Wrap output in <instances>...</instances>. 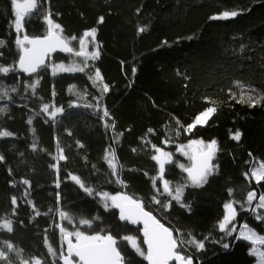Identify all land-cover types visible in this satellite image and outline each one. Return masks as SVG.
Here are the masks:
<instances>
[{
    "label": "trees",
    "instance_id": "obj_1",
    "mask_svg": "<svg viewBox=\"0 0 264 264\" xmlns=\"http://www.w3.org/2000/svg\"><path fill=\"white\" fill-rule=\"evenodd\" d=\"M223 11L241 14L227 20L209 19ZM48 13L61 25L62 35L77 37L71 42L74 52L84 31L97 29L100 57L89 60L83 72L64 73L54 72V65L79 68L84 66L83 58L57 53L38 75L26 76L18 70L10 0H0V39L5 40L0 65L16 68L7 76L0 74L12 97L0 100V107L6 108L0 113V131L14 134L0 138V154L5 157L0 162V223L12 220L14 229L12 233L0 230V239L23 249L25 258L63 264L57 257L61 247L66 254V246L57 225L71 231L79 218L99 215L100 221L91 228L80 225V230L95 234L103 229L101 234H113L130 264H147L122 240L134 236L146 250L142 228L118 221L116 209L105 212L98 197H87L68 178L71 173L87 186L141 201L174 236L205 242L204 250H190L194 264L197 257L200 264H256L250 255L253 245L236 237L244 223L264 235V221L258 222L249 210L256 204L247 203L249 192L257 199L264 194V181L257 182L252 175L254 159L264 161V101L252 107L237 101L242 95L245 100L264 95V0H38V9L24 21V33L46 35ZM140 27L147 31L138 34ZM97 69L100 77L95 75ZM104 84L107 93L102 91ZM12 86H17L14 93ZM44 104L50 112L57 107L64 112L53 120L42 112ZM208 107L216 111L206 124L196 125ZM105 109L109 116L101 119ZM189 125L195 127L186 131ZM237 131L241 133L238 141L232 139ZM191 140L217 141L214 163L219 170L203 187H186L181 203L188 207H180L163 193L159 164L151 157L160 148L173 153L174 161L187 164L176 149ZM112 149L125 185L105 182L116 179L109 175L105 159ZM59 155L66 160L54 159ZM53 163L58 168L50 167ZM186 175L175 164L165 165L163 178L172 182L173 190ZM25 179L30 183L23 184ZM154 195L170 207L155 204ZM13 196L17 206L10 203ZM224 203H233L237 209L236 219L228 226L236 231L229 237L219 229ZM61 211L74 218L71 225L60 218ZM223 243H229V248ZM49 246L55 256L49 254Z\"/></svg>",
    "mask_w": 264,
    "mask_h": 264
},
{
    "label": "snow or ice",
    "instance_id": "obj_2",
    "mask_svg": "<svg viewBox=\"0 0 264 264\" xmlns=\"http://www.w3.org/2000/svg\"><path fill=\"white\" fill-rule=\"evenodd\" d=\"M12 10L14 12L13 26L16 33L15 44L18 48V70L26 74L37 73L45 66V59L50 56L51 53L60 51L62 53H74L75 56L83 58V67L79 68H69L65 67L63 64L54 65L53 71L55 72L59 69L60 72H83L84 68L87 67L89 60H97L100 57V52L87 51L89 43L95 45V38L97 29L93 28L91 30H85L83 36L79 39V50L74 52V48L71 46V42L77 40L75 35L70 38L62 35L61 25L55 23L51 18V13L44 16L47 22V34L44 36H29L23 34L21 36L22 30L24 28V21L26 18H30L31 14L38 9V0H10ZM241 12L238 11H223L222 13L213 14L209 17L210 20H227L230 18L237 17ZM99 22H103V17L100 18ZM147 31L146 27H140L138 29V34H142ZM92 37L91 41L87 38ZM167 42H165L166 44ZM5 45V40L0 39V47ZM2 55V53H0ZM15 67H6L0 65V74L4 76L15 72ZM135 71V69H134ZM96 77H100L101 73L99 69L95 72ZM38 83V82H37ZM239 84V81L236 82ZM35 89L36 85H31ZM17 86L11 87V92H16ZM102 91L107 93L109 91L108 85L104 84ZM7 98L11 100L12 97L9 95L8 89L4 86L3 81H0V100ZM99 100V98H98ZM264 101V95H260L258 98L253 99L252 96H248L245 100L242 95L238 103H248L250 107ZM76 105L69 104V107H74ZM90 106V105H88ZM99 107V103L97 104ZM216 111L215 107H208L201 116L197 117V123H205L207 119ZM6 112L5 107H0V113ZM42 112L48 114L53 120L55 119L57 113H63V107H57L53 111H49V105L44 104ZM40 112L36 113L39 116ZM109 113L105 109L103 112L104 117H108ZM28 124L32 123V118L27 121ZM47 123V121H45ZM106 127L108 125H105ZM195 125H189L187 130L194 128ZM71 133H69L70 135ZM13 133L7 130L0 131V138L13 137ZM241 133L237 131L232 137L234 140H239ZM79 143V142H77ZM83 147V145H80ZM35 150V145L32 146ZM217 141L213 140L210 143H204L200 140H191L187 145H180L177 147L176 151L182 156L187 158L188 163H180L179 161H174L173 153L163 151L160 148H156L158 155H153L152 160H155L159 164L160 179L163 180V193H167L172 197V200L177 202L180 207H188L187 205L181 203L182 195L186 187L200 188L208 183L209 177L219 170V165L214 163L217 154ZM63 151L62 149L60 150ZM54 159L58 161L66 160V156L59 155ZM107 161V167L111 169L109 173L110 176L115 177V181L106 179V183H118L125 185V182L121 179V173L117 170V164L115 163V149H112L108 156L105 157ZM4 155L0 154V162L4 161ZM175 166L182 172L186 173V177H181L179 185L173 190L170 188L172 183L168 179H164L165 165ZM52 168H58V164H50ZM95 167V166H93ZM11 174V170H9ZM68 178L78 185V188L87 194V197H98L97 203L102 206L105 212L111 209H118V221L127 222L133 225L141 224L143 225L142 235L143 244L146 245V250H143L134 236H124L123 241L127 242V245L135 251V253L142 257L143 260L147 261V264H172V262H177V264H194V254H191L190 250H195L199 252L205 249V242L198 241L195 238L185 239L183 235L176 237L173 235V231L164 224L160 222L150 211H146L143 203L141 201L134 199L130 195L123 193L111 194L108 191L98 190L91 186H87L84 181L77 175L68 173ZM256 177L257 182L264 180V165H261L259 169L252 173ZM30 182L25 179L23 184H29ZM153 187H156V180L152 181ZM56 187H60L59 180L56 183ZM174 192V194H173ZM231 193V189H229ZM57 199H60L61 193L57 192ZM255 198L254 192H249L247 197V203L251 206L253 199ZM152 200L155 204L160 205L162 209H168L170 203L163 202L156 198L154 195ZM11 205L17 206V198L13 196L10 200ZM29 204L32 201H28ZM241 209L244 205H240ZM223 208L225 214L223 216L222 222L219 223V229L224 233L225 237L232 236L233 232L236 231L235 228L229 229V224L236 219L237 209L233 206V203H224ZM259 208H264V194L259 196V203L256 208H250L254 214L255 219L259 221H264V215L256 214V210ZM52 209H49L51 212ZM17 214V209L14 207L12 209V215ZM40 213L37 212V215ZM62 220H66L68 224L73 223V217L68 213L61 211L59 213ZM102 218L97 215L92 219L79 218L78 224L74 226V230L69 231L66 227L57 225L59 227L60 239L62 244L66 243L67 249L66 254L61 247L59 256L57 259L62 260L63 264H130L127 261L125 255L121 251L120 243L118 239L111 233L101 234L104 230L96 232L95 234H86L85 231L80 230V225L87 226L91 228L93 223L100 221ZM23 225V221H20ZM243 229L239 232V236L236 239H242L244 241H250L252 244L259 242L264 245V235H257L247 223L243 224ZM0 230H6L8 233H12L13 222L12 220H5L0 223ZM47 231V230H46ZM191 237V234H188ZM223 239V238H222ZM219 243V241H217ZM229 243H223L225 249L229 248ZM48 252L50 255L55 256V250L49 246ZM254 254L250 252V255ZM15 256V259H13ZM260 264H264V252L259 253ZM0 262L2 264H43L41 258H25L23 256V249L16 247L14 243L10 240L0 241ZM53 264H56L54 261ZM196 264H200L198 257L196 258Z\"/></svg>",
    "mask_w": 264,
    "mask_h": 264
},
{
    "label": "rangeland",
    "instance_id": "obj_3",
    "mask_svg": "<svg viewBox=\"0 0 264 264\" xmlns=\"http://www.w3.org/2000/svg\"><path fill=\"white\" fill-rule=\"evenodd\" d=\"M23 34H25L24 33V29L22 30V33H21V36L23 35ZM87 40L88 41H91L92 40V37H88L87 38ZM97 48H98V45H97V43H96V39H95V45H93L92 43H89L88 44V47H87V51H89V52H92V51H97ZM79 50V49H78ZM66 67V66H65ZM72 68H75V67H72ZM57 71H59V69H57L56 70V72ZM212 115V114H211ZM211 117V116H210ZM209 117V118H210ZM208 118V119H209ZM208 119H207V121H208ZM207 121L205 122V123H197V121H196V125H204V124H206L207 123ZM205 143V142H204ZM261 165H264V161L263 160H261V159H259V158H255L254 159V161H253V164H252V173L254 172V171H256L257 169H259L260 167H261ZM254 177V179L256 180V177L255 176H253ZM257 181V180H256ZM261 181H264V180H261ZM256 203H255V202ZM254 204H258L259 203V199H257V197L255 196V198L253 199V201H252ZM234 206V205H233ZM256 214H260V215H264V208H259V209H257L256 210ZM233 222V221H232ZM232 222L229 224V225H231L232 224ZM242 230H245V229H243V227L241 228V231ZM254 231V230H253ZM257 233V232H256ZM257 235H259L258 233H257ZM0 241H2L1 239H0ZM250 242V241H249ZM251 243V242H250ZM252 244V243H251ZM253 245V250H252V252L254 253L253 255H254V257L256 258V260H257V262H256V264H260V256H259V253L260 252H264V245H262V244H260L259 242H257L256 244H252ZM17 247V246H16ZM17 248H19V247H17ZM20 249V248H19Z\"/></svg>",
    "mask_w": 264,
    "mask_h": 264
},
{
    "label": "water",
    "instance_id": "obj_4",
    "mask_svg": "<svg viewBox=\"0 0 264 264\" xmlns=\"http://www.w3.org/2000/svg\"><path fill=\"white\" fill-rule=\"evenodd\" d=\"M57 53H62V52H60V51H57V52H55V53H51L50 54V56L49 57H47L46 59H45V66H43L42 67V69H44L45 67H47V65L49 64V62H50V59L55 55V54H57ZM63 54H70V53H63ZM72 54V53H71ZM41 69V70H42ZM41 70H38V72L37 73H33V74H26V73H23V72H21V73H23V74H25L26 76H36V75H38L39 74V72L41 71ZM142 203V202H141ZM117 211H118V209H116ZM146 210V209H145ZM146 211H148V210H146ZM153 214V213H152ZM154 215V214H153ZM155 216V215H154ZM156 217V216H155ZM159 220V219H158ZM161 222V221H160ZM162 224H164L163 222H161ZM130 224V223H129ZM131 226H134V227H141L142 229H143V225H142V223L141 224H136V225H133V224H130ZM164 226L165 227H167L165 224H164ZM169 228V227H168ZM170 229V228H169ZM171 230V229H170ZM173 235H174V233H173ZM65 246H66V249H67V245H66V243H65ZM147 247V246H146ZM172 264H177V262H172Z\"/></svg>",
    "mask_w": 264,
    "mask_h": 264
}]
</instances>
